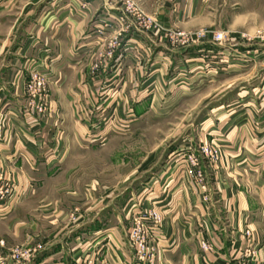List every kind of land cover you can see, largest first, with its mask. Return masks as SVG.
<instances>
[{
    "label": "crops",
    "instance_id": "1",
    "mask_svg": "<svg viewBox=\"0 0 264 264\" xmlns=\"http://www.w3.org/2000/svg\"><path fill=\"white\" fill-rule=\"evenodd\" d=\"M138 1L167 27L195 28L207 16L198 10L199 0L185 5L182 0ZM120 5L118 0H0V183L7 180L15 187L10 209L0 202V240L9 246L18 236L21 226L15 225L14 211L19 202L64 174L72 147L81 152L95 148L84 136L94 134L96 119L124 125L161 101L176 103L219 85L204 96L207 103L217 98L218 107L206 115L197 141L188 145L196 151L212 144L219 152L216 162L200 156L208 191L196 185L177 158L136 194L129 191L124 199L103 205L93 201L76 223L62 229L43 227L49 231L47 247L37 264H77L85 257L95 258L96 264H135L128 241L131 199L163 214L157 264H240L248 249L249 264H264V104L255 105L248 90L264 81V66L260 74L240 81L249 68L255 72L264 65V48L231 47L230 52L227 46L204 43L171 49L165 36L158 39L131 25L110 56L109 41L123 27L117 17L122 16ZM36 66L50 74L53 110L52 118L38 127L23 114L26 82ZM233 77L240 84L228 98L226 87L232 82L227 81ZM53 117L61 121L53 138L61 134L65 142L47 138ZM180 150L175 147L170 156H180ZM36 226L31 220L32 230ZM204 240L210 251L202 249ZM6 251L0 245V252Z\"/></svg>",
    "mask_w": 264,
    "mask_h": 264
},
{
    "label": "rangeland",
    "instance_id": "2",
    "mask_svg": "<svg viewBox=\"0 0 264 264\" xmlns=\"http://www.w3.org/2000/svg\"><path fill=\"white\" fill-rule=\"evenodd\" d=\"M118 1L121 3L120 10L122 16L120 15L117 17L121 19L119 23L123 27L122 30L117 32L116 39H119L126 27L129 28L131 25L141 30V27L134 22L133 14L126 11V0ZM132 1L135 3L136 7L145 14L158 18L155 13H150L141 1ZM190 2L191 0H182V5ZM198 10L202 12V15L203 13L207 15L204 17L205 22L203 25H199L195 28L182 29L178 27H167L161 21L162 31L159 35H152L158 39L165 36L166 43L173 49L176 47L170 40L171 32L181 31L189 34H196L202 30H224L233 37L232 41L221 43L198 41L195 44L207 43L211 44V46H227L229 49L231 47L241 46H245L246 48L255 46L257 49L264 48V0H199ZM127 20L129 22L126 24ZM210 26L215 29H209L208 27ZM142 31L147 32L143 29ZM244 35H246V37H244ZM248 35L261 36V40L255 41L253 39V41H250ZM118 42L117 48H120L121 40L119 39ZM230 52H232L231 49ZM250 54L251 53H246L245 55L247 58H250ZM228 57L233 58V55L229 54ZM258 66L257 69L262 68L264 65ZM250 69L251 68L247 70L248 72H244L245 74L240 76V81L242 77H244L245 80H250L248 78L261 73L259 72L260 69H256L255 72H251ZM31 72L32 70L30 74ZM30 74L26 82V95L28 100L23 114H25V121L28 122V120H30L31 123H28L30 126L38 127L39 123L41 125L43 121L46 123L49 118H52L53 110L51 107L52 98L49 92V78L46 82V92H44L42 96L43 100L48 96V109L41 118L32 119L31 116H29L31 108L30 94L28 91ZM262 77L260 76L259 80H261ZM235 80L236 79L233 77L227 81L232 82L231 85H227L226 87L230 89L229 93L225 95L228 98L235 96V91L239 88L240 81L238 80L236 82ZM218 87L219 85L216 87L208 85L201 92L192 96H185L176 103L171 102L170 104L164 105L161 101L144 117L140 119H131V123H125L124 125L118 124L116 120H112L113 122H111L109 126V120L107 121L104 118L96 119L92 123L95 128L94 134H92V130L90 129V133L84 136L86 141L96 145L95 148H90L89 150H83V152H81L74 150V147H72V151H70L69 154L70 162L67 163L64 174L62 173L54 182L48 183L43 190L34 193L36 195L30 198H23L19 202L16 211H14L17 214L15 225L21 226L18 231L19 234L15 236V239L9 246L6 240H0V245L7 247L6 252H0V264H37L40 256L47 247L45 236L49 231L43 230V227L53 226L54 228L62 229L68 222L76 223L79 214L85 210L86 207H90L93 201L96 203L100 202L103 205L108 199H112L113 201L121 198L124 199L125 194L129 191L136 194L137 189L141 185L144 186L150 177L156 175L162 167L171 166L177 158H181L182 165L185 167L188 166V170L191 173L192 164L190 163V156L194 155L200 160V156H202L200 153L201 147L208 146L212 148L214 152H217L219 156L218 150H216L212 144L202 145L198 147L196 151L193 146H191V149L188 148L189 144L193 145V143L197 141L199 133L203 130L204 125H207V122L203 123L206 115L213 111V107H218L219 101L216 100L217 98H213L214 100L208 103L205 102L208 97L204 98L206 94H213ZM263 88L264 81H259V83H253L248 89L249 91L252 89L255 105H260V103L264 104L261 93ZM53 120L51 132L49 131L47 138L51 142L54 140L53 143L57 144L60 143V140L65 142L61 134L53 138L56 132L55 129L61 124L59 119L53 117ZM82 125L83 122H81V126ZM47 128L45 130H47ZM46 141L48 142V140ZM175 147H181V150L178 151L180 156H176V154L170 156L172 149ZM202 158L205 157L202 156ZM199 167L202 171L200 163ZM66 175H69L70 179L67 180ZM199 184L196 183L203 192L209 190L205 177L204 184ZM203 185L205 188H203ZM6 189L9 190V193H0V202L3 203L1 204V208L8 210L11 207L7 206L8 202L15 190L14 184L7 180L1 182L0 192ZM91 192H94L93 199L88 197ZM129 202L128 206L130 209L128 215L132 217V226L128 233V241L133 250L135 264L143 263H139L136 248L132 244L130 235L135 227V221L137 220L139 222L143 221V219H146V223L151 230L155 228L159 229L156 231L159 233L158 238L153 234V240H150L151 249H154L155 252L154 264H157L159 260V248L157 243L160 238V233H162V224L164 222L163 214L153 207L142 209L139 200L131 199ZM5 214L6 213H3L1 216H5ZM16 214L14 213V215ZM155 214L161 216L162 224L156 225L153 219ZM31 220L37 222L35 230H32ZM53 231L54 229L51 232ZM249 232L252 233L251 231ZM21 246H31L36 249L32 258L25 262H17L11 256L12 250ZM251 252V249H248L247 252L245 251L246 256H250ZM78 263L96 264V261L95 258L85 257V260L81 261L80 259L77 264ZM245 264H249L247 258Z\"/></svg>",
    "mask_w": 264,
    "mask_h": 264
},
{
    "label": "built area",
    "instance_id": "3",
    "mask_svg": "<svg viewBox=\"0 0 264 264\" xmlns=\"http://www.w3.org/2000/svg\"><path fill=\"white\" fill-rule=\"evenodd\" d=\"M125 5L126 11L133 14L134 22L139 27H141V30L143 29L147 32H150L151 34H160V32L162 31V27L159 18L145 14L142 10L136 7L135 3L132 0H126ZM248 36V39L250 41H253V39L255 41L261 40V36ZM244 37H246V35H244ZM118 40L119 39H116L115 37L110 41L108 55H113L119 44ZM170 40L176 48H179L187 47L191 44L193 45L198 41H212L213 43H221L226 41L229 42L233 40V37L226 33V31L224 30H202L196 34L174 31L170 34ZM49 76L50 74L48 73V71L43 69L41 66L34 67L30 74L28 91L30 94L31 108L29 116H31L32 119H38L39 117L41 118L48 109V96L45 100H43L42 96L43 93L46 92V82L48 81ZM261 93L264 102V88L262 89ZM200 153L210 161H216L219 158L218 153L214 152L212 148H209L208 146L201 147ZM190 163L192 164L191 175L195 180V183L204 184V174L199 167V160L197 159V157L191 155ZM203 188H205V186ZM0 193L8 194L9 190L6 189L5 191H1ZM153 219L156 225L162 224L161 216L155 214ZM135 222V227L132 230L130 236L132 244L136 248L139 263L141 262L143 264H154L155 252L154 249H151L150 240H153V234H155V237L158 238L159 233L156 231H158L159 229L155 228L151 230L146 223V219H143V221L139 222L136 220ZM250 234L251 233L247 231V235L250 236ZM201 247L205 251H210L212 249L211 244L205 240L201 243ZM34 252H36V249L32 248L31 246H21L17 249H13L11 252V256L17 262H25L26 260L32 258ZM246 257L247 256L244 255L241 258L240 264H245Z\"/></svg>",
    "mask_w": 264,
    "mask_h": 264
}]
</instances>
